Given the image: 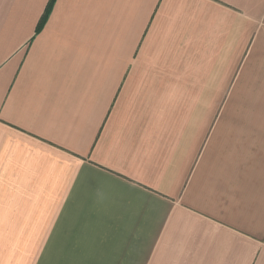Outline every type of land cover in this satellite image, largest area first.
Segmentation results:
<instances>
[{"label":"crops","instance_id":"crops-1","mask_svg":"<svg viewBox=\"0 0 264 264\" xmlns=\"http://www.w3.org/2000/svg\"><path fill=\"white\" fill-rule=\"evenodd\" d=\"M48 1L0 0V264H264V0Z\"/></svg>","mask_w":264,"mask_h":264},{"label":"trees","instance_id":"trees-1","mask_svg":"<svg viewBox=\"0 0 264 264\" xmlns=\"http://www.w3.org/2000/svg\"><path fill=\"white\" fill-rule=\"evenodd\" d=\"M55 2H56V0H49L48 1L45 12L42 15L40 22L38 24V30H40L42 28V26L45 24L50 12L52 11V8H53Z\"/></svg>","mask_w":264,"mask_h":264},{"label":"rangeland","instance_id":"rangeland-1","mask_svg":"<svg viewBox=\"0 0 264 264\" xmlns=\"http://www.w3.org/2000/svg\"><path fill=\"white\" fill-rule=\"evenodd\" d=\"M9 250H10V249H8V255H9V254H11V255H12V253H10V251H9Z\"/></svg>","mask_w":264,"mask_h":264}]
</instances>
